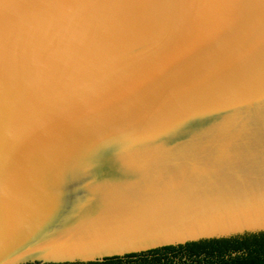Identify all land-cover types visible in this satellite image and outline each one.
I'll return each mask as SVG.
<instances>
[{
    "label": "water",
    "instance_id": "water-1",
    "mask_svg": "<svg viewBox=\"0 0 264 264\" xmlns=\"http://www.w3.org/2000/svg\"><path fill=\"white\" fill-rule=\"evenodd\" d=\"M264 252V0H0V264Z\"/></svg>",
    "mask_w": 264,
    "mask_h": 264
},
{
    "label": "trees",
    "instance_id": "trees-1",
    "mask_svg": "<svg viewBox=\"0 0 264 264\" xmlns=\"http://www.w3.org/2000/svg\"><path fill=\"white\" fill-rule=\"evenodd\" d=\"M73 264H264V252L205 256L151 263H73Z\"/></svg>",
    "mask_w": 264,
    "mask_h": 264
}]
</instances>
